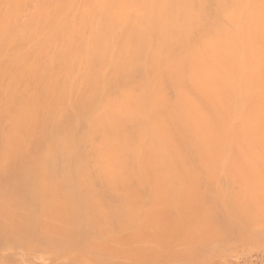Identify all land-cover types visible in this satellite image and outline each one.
Masks as SVG:
<instances>
[{
  "label": "bare ground",
  "instance_id": "1",
  "mask_svg": "<svg viewBox=\"0 0 264 264\" xmlns=\"http://www.w3.org/2000/svg\"><path fill=\"white\" fill-rule=\"evenodd\" d=\"M260 171L264 0H0V234L202 238L264 202Z\"/></svg>",
  "mask_w": 264,
  "mask_h": 264
},
{
  "label": "rangeland",
  "instance_id": "2",
  "mask_svg": "<svg viewBox=\"0 0 264 264\" xmlns=\"http://www.w3.org/2000/svg\"><path fill=\"white\" fill-rule=\"evenodd\" d=\"M239 173L238 174H240L241 176H244V177H248L249 178V176L248 175H250V173H245L244 171H241V172H244V173H240V171H238ZM263 173L264 171H260V172H256V173H258V174H260V173ZM230 173H232V175L233 174H235V171H231ZM262 173H261V175L260 176H262ZM236 174H237V172H236ZM237 174V175H238ZM247 174V175H246ZM227 175V174H226ZM231 174H230V176H232ZM237 175H235V176H237ZM257 175V174H256ZM255 175V176H256ZM264 175V174H263ZM234 176V175H233ZM259 176V175H258ZM238 177V176H237ZM240 181V180H239ZM224 182H225V185L227 184V182L226 181H223V182H221V183H223L224 184ZM244 182V181H243ZM243 182H239L240 183V185H241V183H243ZM249 182H251V181H249ZM220 183V184H221ZM238 183V184H239ZM245 183V182H244ZM243 183V184H244ZM253 183H256V181L255 182H253ZM219 184V185H220ZM223 184H221L222 186H223ZM236 184L237 183H235V184H233V186L231 185V182H228V185H226V188L228 187V189H227V191H229L230 192V190H231V192L233 191V189H234V193H237L238 192V188L240 187L239 185V187H237L236 186ZM242 184V185H243ZM257 184V183H256ZM225 185L223 186V187H221L220 186V189H222V191H226V188H225ZM231 185V186H230ZM235 185V186H234ZM242 185H241V187H242ZM208 186V185H207ZM207 186H202L203 188H206ZM251 186V185H250ZM202 187H201V189H202ZM232 187V188H231ZM241 187H240V189H241ZM243 188H244V186H243ZM242 188V189H243ZM210 189V190H209ZM155 189H153V191H154ZM157 190H159V189H156V192H157ZM207 190H209V191H212L213 190V187L211 186L210 187V185H209V187L207 188ZM264 190V189H263ZM263 190L261 191L262 193H264L263 192ZM241 191V190H240ZM238 192L239 194L241 193V192ZM244 192H245V190H244ZM260 192V193H261ZM237 193V194H238ZM243 193V192H242ZM245 193H247V192H245ZM252 193H256V191L255 192H252ZM258 193V192H257ZM259 193V194H260ZM261 193V194H262ZM110 201V200H109ZM112 201V200H111ZM113 203H112V205L114 206V205H116L114 208L115 209H117V211L118 210H121V209H124V208H126L128 205H130V204H132V203H135V202H130L129 204L126 202H122L121 204H120V202L118 203L116 200H113L112 201ZM116 202L119 204V205H122V206H120L119 207V205L118 204H116ZM142 202H144V201H142ZM140 203V205L138 206V207H140L141 206V204H144V203ZM239 202V203H238ZM238 202H236V203H233V204H231V205H235V207H236V204H237V208H235V209H238L239 210V212L237 211H235L234 209H232V208H234V206H229L228 205V207H230V209L231 210H234L235 212H236V214L238 213L239 214V216H238V220L236 219V214H235V218H232V221H231V223H230V221H226V218L223 216L222 218H224L225 220H222V218L220 217V216H222V212H220L219 211V209L217 208V211H219V213H218V217H216L215 219H217V221H209V224L211 225V224H214V226L216 225V227L214 228V226H213V228H214V231H213V233L215 232V234H212L211 233V235L210 234H208V235H203L202 236V238H200V237H197V236H186V235H184L183 237H182V235H179L178 233H179V230L181 231V229H179V228H176V225L179 223H177V224H171V222H168V221H165L166 222V227L167 228H170V227H173L172 229H174L173 230V233H172V237L173 238H171L170 239V237L168 236V234H157L158 235V237H157V235L155 234V238L156 239H153V241L151 240V238H153V236L151 237V236H148V237H151V238H149V239H146L145 240V238H144V240L142 239H140L141 241H144V243L143 242H141L139 239H138V237L135 239V237L131 240V238L129 237V239L131 240V244L129 245V242L127 243V239H128V236H126V238L125 239H123V235H122V237L119 239V237L121 236V235H119V237H118V235L115 237H112L111 235V237L110 236H104V238L102 237V236H99L98 237V235H95V238H93L94 240H97L98 242L97 243H102V241H103V244H105L104 242H107L106 244H107V246L105 245L104 247L106 248L107 247V250L109 251H107V250H105L104 249V252L102 253H100V252H98V251H96V250H93L94 252L92 253V252H90V253H85V254H89V255H91V259H93V257L95 258V257H97V258H95V260L93 259V261H95V262H97V263H95V264H125V262H126V264H131L132 262H133V260H131V258H133V259H135L134 260V264H136L137 263V261L140 263V262H143V261H145V263L146 264H264V211H263V209H264V206H261V205H263L264 204V202H262L261 203V205H260V203H254V205H253V203L251 204L250 202H247V201H245V203L244 204H246V205H241L242 207H245V206H248L247 208L245 207L244 208V210H242L241 209V206H240V203L241 204H243L241 201H238ZM115 203V204H114ZM137 203V202H136ZM133 204V205H135V206H133V207H136V205H138V203L137 204ZM148 203H151V202H148ZM148 203H145L144 204V206L143 207H150V205H152L153 203V205L151 206V207H155L156 209H157V207L159 208V206L161 207V205L163 206V204H159V203H155V202H152L150 205L148 204ZM248 203V204H247ZM250 203V204H249ZM102 204H104V203H102ZM102 204H101V206H102ZM127 204V205H126ZM159 204V205H158ZM257 204H259L258 206H257ZM99 205V204H98ZM110 203L107 205V203L106 204H104L103 206L105 207V208H110V211L112 210V208H113V206L112 205H110ZM117 205H118V208H117ZM126 205V206H125ZM95 206V205H94ZM100 206V205H99ZM100 206V207H101ZM240 206V207H239ZM95 207H97V205L95 206ZM103 207V208H104ZM123 207V208H122ZM132 207V208H133ZM196 207V206H195ZM251 207H253V208H251ZM258 207H259V209H258ZM129 208V207H128ZM130 208H131V206H130ZM137 208V207H136ZM154 208V209H155ZM163 208V207H162ZM251 208V209H250ZM115 209H113L114 211H115ZM143 209V208H142ZM160 209V208H159ZM248 209H249V211H248ZM112 210V211H113ZM156 211H158V210H156ZM242 211H244V212H242ZM246 211V212H245ZM161 212V211H160ZM245 213V214H244ZM247 213H248V216H249V213H250V217H248L247 216ZM221 214V215H220ZM237 214V215H238ZM244 214V215H243ZM247 216V218H245ZM220 218H221V220H220ZM115 218H111L110 220H111V223L112 222H115V221H112V220H114ZM250 219V220H249ZM41 221H45V220H41ZM40 221V223H42ZM46 221H48V220H46ZM45 221V222H46ZM116 221H117V218H116ZM163 221H160V222H158L157 221V225L158 226H160V223H162ZM165 222H163V223H165ZM30 223H32V221L30 222ZM34 223V222H33ZM33 223H32V225H33ZM111 223H110V225H111ZM131 223V222H130ZM129 222H128V224L127 225H129L130 224ZM133 223V222H132ZM155 223V222H154ZM223 223V224H222ZM28 224V223H27ZM27 224H25V225H27ZM29 226H30V224H28ZM164 225V224H163ZM163 225H161V227H163ZM228 225V226H227ZM112 226H114V223H113V225ZM153 226H155V224L153 225ZM178 226V225H177ZM179 227V226H178ZM220 227V228H219ZM157 229H158V227H156ZM160 228V227H159ZM180 228H181V226H180ZM218 228V230H215V229H217ZM176 229H179L178 231H176ZM221 229H222V231H221ZM1 230V229H0ZM3 232V231H2ZM3 234H4V236H3ZM3 234L1 233L0 234V238L2 237V239H0V241H2L1 243H0V264H90L91 262L90 261H88L87 259L85 260L84 258L83 259H81V257H82V255L84 256L85 254L83 253H80V255H74L73 253H74V251H76V250H78V252L79 251H81V248H85V247H83V245H85V243H83V242H85V239H84V237H81V236H83L82 234L80 235V237H79V234H71L72 235V238H74L73 237V235L75 236V238H74V241H71L72 240V238H70V237H66L65 238V235H64V237L62 236V237H59V236H56V237H46V236H42V235H40V234H38L37 236H36V234L34 235H32V234H29V235H25L24 237H22L21 236V238H20V236H18L17 234H20V232L19 233H17V234H15V233H13V234H9L8 236H7V234H5V232H3ZM21 234H23L22 232H21ZM27 234V233H26ZM171 234V233H170ZM15 235V236H14ZM32 235V236H31ZM78 235V236H77ZM163 235H165V236H163ZM235 235V236H234ZM67 236H69V235H67ZM76 236H77V238H79L78 240L76 239ZM97 236V237H96ZM143 237H145L146 235H142ZM5 239H4V238ZM6 237H7V239H6ZM14 237H17L16 239L14 238ZM18 237H19V239H18ZM29 237H31V238H29ZM33 237V238H32ZM36 237L38 238L37 240H39V241H35V239H36ZM39 237H41V238H39ZM42 237H43V239L45 240L46 238L48 239V240H50L49 242H48V240L46 239L44 242H46V243H44L43 244V239H42ZM57 237H58V239H57ZM125 237V236H124ZM141 237V236H140ZM142 237V238H143ZM148 237H146V238H148ZM186 237H187V239H186ZM25 238V239H24ZM54 238H55V241H53L54 240ZM63 238H65V239H63ZM71 240H70V239ZM108 238H110V239H108ZM184 238V239H183ZM190 238V239H189ZM193 238V239H192ZM195 238H196V240H195ZM11 239V240H10ZM12 239H14V240H16V242H17V244H15V243H13L14 242V240H12ZM27 239H29V240H27ZM34 239V240H33ZM40 239H42L41 241H42V243H40L41 241H40ZM51 239H53V240H51ZM77 240V242H76V240ZM101 239H102V241H101ZM104 239V240H103ZM119 239V240H118ZM121 239H123V240H121ZM200 241H199V240ZM8 242H7V241ZM9 240L10 241H12V242H9ZM31 240V241H30ZM58 240V241H57ZM62 240V241H61ZM81 240V241H80ZM115 240V241H114ZM121 240V243L119 242ZM163 240V241H162ZM30 241V242H29ZM35 241V242H34ZM61 241V242H60ZM69 241V242H68ZM112 241V242H111ZM123 241V242H122ZM129 245V247H127L126 245H124L123 246V244L125 243V242ZM132 241L133 242H141L140 244L139 243H137L136 245H137V247H139V248H141V251L144 249V247L145 248H147L148 249V246H146V245H150V247H149V250H151V251H147L148 253L150 252V256H149V254H145V250H143L144 252H141L140 251V249L138 248V249H136L137 247H134L135 249V251L136 250H139L140 251V253H141V255H139L138 253H136V255H135V252H134V254L133 253H131L130 255H132V256H130L129 254H128V256L126 257V258H120V257H123L124 256V254H125V256L127 255V253H129V252H127V248H128V251H129V249H131L130 248V246L132 247V244H135V243H132ZM173 241V242H172ZM179 241V242H178ZM195 241H198L199 243H201V244H199L198 245V242H197V244H196V242ZM23 243V244H25L24 245V247H25V249H26V247H27V249H26V251L25 252H23L25 249H23V250H20V249H22L23 248V244H21L20 245V243ZM54 242H56V243H54ZM64 242V243H63ZM71 242V243H70ZM73 242V243H72ZM115 242V243H114ZM147 242V243H146ZM151 242H153L152 244H151ZM165 242H167V244L165 243ZM171 243L170 245L168 244V243ZM180 242H182L181 244V246H182V248H180V250H179V247H177L178 246V244L180 243ZM183 242H185V243H183ZM186 242H187V244H186ZM192 242H194L195 244H196V246L195 245H193L192 244ZM203 242H205V243H203ZM19 243V244H18ZM30 243V244H29ZM33 243H35V246L33 247ZM50 243V244H49ZM59 243H60V245H59ZM68 243V244H67ZM112 245H111V244ZM114 243V244H113ZM125 243V244H126ZM149 243V244H148ZM166 245H165V244ZM174 243V244H173ZM175 243H177V244H175ZM7 244V245H6ZM28 244V245H27ZM71 244L73 245V247L71 246ZM75 244V245H74ZM79 244V247L78 248H76L77 247V245ZM118 244H120V245H118ZM121 244H122V246H121ZM138 244H139V246H138ZM142 244H144L143 245V247H140V245L142 246ZM146 244V245H145ZM156 244V245H155ZM173 244V245H172ZM3 245V246H2ZM39 245H40V247H39ZM44 245V246H43ZM46 245V246H45ZM50 247H49V246ZM52 245V246H51ZM62 245H64V246H62ZM136 245H134V246H136ZM151 245L154 247V250H155V248L157 249V251L155 250V251H152V249H153V247H152V249H151ZM174 245H176V246H174ZM180 245V244H179ZM5 246H8V247H5ZM17 246H18V248H20V249H17ZM37 246V247H36ZM42 246V247H41ZM57 248H56V247ZM62 248H61V247ZM70 246V247H69ZM76 246V247H75ZM82 246V247H81ZM111 246V247H110ZM112 246H113V248H112ZM117 246V247H116ZM121 246V247H120ZM171 246V247H170ZM172 246H173V249H172ZM195 246V247H194ZM13 247V248H12ZM32 247L34 248V249H32ZM36 247V248H35ZM44 247L46 248V249H44ZM103 246H102V248H104ZM112 248L113 250L114 249H120L121 251H119V250H111V249H108V248ZM118 247H120V248H118ZM125 247V248H124ZM175 247H177V248H175ZM39 248H41V249H39ZM56 248V249H55ZM72 248H76V250H73ZM80 248V249H79ZM133 248V247H132ZM2 249V250H1ZM15 251H14V250ZM17 249V250H16ZM67 249V250H66ZM72 249V250H71ZM82 249V250H83ZM126 250V252H123L122 253V251L123 250ZM175 249V251H173ZM182 249V250H181ZM34 250H35V252L37 253V251L36 250H40L36 255H35V252H34ZM56 250H58V251H56ZM62 250H63V252H62ZM103 250V249H102ZM167 250V251H166ZM170 250V251H169ZM176 250H177V252H176ZM51 251V252H50ZM55 251V252H54ZM69 251V252H68ZM116 251H117V253H116ZM17 253V255H16V253ZM65 252V253H64ZM82 252V251H81ZM86 252V251H85ZM111 252V253H110ZM137 252V251H136ZM146 252V253H147ZM151 252H155V253H151ZM157 252V253H156ZM5 253H6V255H5ZM7 253L9 254V256L7 255ZM14 253V254H13ZM21 255H19V254ZM119 253V254H118ZM163 253V254H162ZM176 253V254H175ZM4 254V255H3ZM26 254V255H25ZM31 254H32V256H31ZM64 254V255H63ZM66 254V255H65ZM75 254H79V253H75ZM94 254V255H93ZM114 255V257H112L113 255ZM145 254V255H144ZM156 254H158V256L156 255ZM161 254V255H160ZM180 254V255H179ZM116 255H118V258H120L119 260L118 259H116L117 258V256ZM139 255V256H138ZM147 256V258H145L144 256ZM154 257H153V256ZM173 255H175V258H174V256ZM5 256H7V258L5 257ZM14 256V257H13ZM20 256V257H19ZM35 256V257H34ZM73 256V257H72ZM75 256V257H74ZM134 256V257H133ZM140 256H141V258L142 259H140ZM211 256V257H210ZM213 256V257H212ZM12 257V258H11ZM78 257V258H77ZM105 257V258H104ZM156 257H157V259H156ZM25 258H28V259H25ZM31 258V259H30ZM43 258V259H42ZM76 258V259H75ZM128 258H130V259H128ZM154 258V259H153ZM159 258V259H158ZM160 258H161V260H160ZM174 258V259H173ZM51 259V260H50ZM57 259V260H56ZM66 259V260H65ZM81 259V260H80ZM115 259H116V261H115ZM128 261H127V260ZM151 259H153V260H151ZM178 259V260H177ZM9 260V261H8ZM25 260V261H24ZM27 260V261H26ZM31 260V261H30ZM52 260H54V261H56V262H54V261H52ZM112 260V261H111ZM118 260V261H117ZM126 260V261H125ZM131 260V261H130ZM148 260V261H147ZM149 260H151V261H149ZM159 260V261H158ZM120 261V262H119ZM123 261H125V262H123ZM147 261V262H146ZM156 261V262H155ZM162 261V262H161ZM129 262V263H128ZM138 263V264H139ZM144 263V262H143ZM142 263V264H143ZM144 263V264H145ZM91 264H93V263H91ZM133 264V263H132ZM141 264V263H140Z\"/></svg>",
  "mask_w": 264,
  "mask_h": 264
}]
</instances>
